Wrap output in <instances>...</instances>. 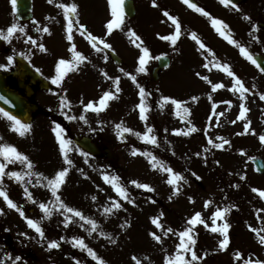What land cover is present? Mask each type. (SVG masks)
Segmentation results:
<instances>
[{
  "label": "rangeland",
  "instance_id": "obj_1",
  "mask_svg": "<svg viewBox=\"0 0 264 264\" xmlns=\"http://www.w3.org/2000/svg\"><path fill=\"white\" fill-rule=\"evenodd\" d=\"M204 1L209 7L210 17L223 21L235 41L243 47H248L245 48L251 55L257 53L264 55V32L256 29L257 22H264V0H246L239 9L242 13L239 16L236 10L222 5L219 0ZM98 10L108 12V0H100V2L85 0V12L91 15L90 18H93V14ZM101 16L103 18L107 13ZM245 16L249 19H244ZM194 18L193 21L192 14L185 15V19L190 21L189 26H192L201 38H204L201 34H205V39L212 46H210L211 52L209 53L207 46L205 50H199L196 42L183 40L180 48L181 62L173 72L177 80L171 93L176 97L165 94L182 102V106L189 109L184 119L175 114V106L171 104V100L164 108H160L158 102L163 96H147L145 101L149 108L146 113L148 118L141 121L136 107L139 103V92L130 93V96L124 94L120 96L123 97L122 100L118 97L117 100L112 99L113 102L108 101L107 107L100 112L92 110L85 112L84 105L89 101H98L103 91H99L96 83L90 85L86 82L90 77L88 74L84 75V96H82L83 101L80 102V115L87 121L95 122L92 126L95 125L97 130L89 134L90 136L103 139L107 137L108 132L117 133L116 124L129 127L133 132L141 134L151 127L153 129L151 134L157 137L155 145L142 141L133 133H123L126 142L123 146L125 152L117 148L112 153L113 158L104 162L92 161L70 145L71 150L67 152V156L72 163L69 165L65 163L60 153L59 143L55 133H52L53 128L50 127L52 125L48 127L44 118L37 117L33 125L35 128L38 125H45L44 129H39L32 136L27 134L30 132L21 136L12 130V122L0 113V145L16 147L32 161L31 171L42 174L40 184L36 183L37 176H30L34 181L38 202H34L32 213L35 220L40 222L44 236L49 240L59 241L61 247L46 248L37 256L36 250L39 245L35 240L39 234L35 232L29 242L32 258H28L29 252H25V263L18 260V264H65L66 257L72 259L69 264L72 262L77 264V261L79 264H97V261L88 254H86L88 257L84 256L81 248L73 247L74 237L90 240L88 246L104 261V264H136L133 257L139 260L140 264H165L166 256L175 259L179 237L174 233L180 230L179 227L176 228L177 225L169 221L168 216L175 215L180 217L179 220L185 221L181 226L184 229L187 226L186 221L195 212L201 213L204 224L198 223L193 226L192 236L195 244L191 247L197 256L202 258L192 261V264H243L245 259L264 261V245L259 244L256 234L251 231L252 228L264 229V198L251 191L252 188L264 190V179L254 176L248 158V160L239 158L241 156L264 158V143L259 139L264 135V100L260 99V95L264 94V76L244 56L236 54L238 48L235 45L228 43L222 36L216 37L218 32L212 26L209 17L196 15ZM253 25H255V33L258 34L255 39ZM131 39L129 35L121 32L114 40L132 45V51L135 53L137 48ZM86 51H90L89 48ZM216 54H218L217 58ZM213 59L221 64H228L248 89L243 99L248 111L243 119H236L239 115L241 98L238 92L231 90L233 79L222 69L215 68L211 63ZM204 63H209V69L203 67ZM198 72L201 74L200 77L196 75ZM203 76H207L211 83H221L223 87L213 91L211 84L201 78ZM136 81L139 83V80ZM140 85L143 87L142 83ZM193 96L198 99L192 101ZM213 104L216 105L215 109L212 108ZM215 113L220 114L219 120L216 119ZM69 123L72 125L71 132L78 134L84 129L80 124L78 127L76 123ZM246 123L249 126L247 132L244 128ZM190 127H195L196 131L189 135H177L173 131L174 129L187 131ZM65 133L66 131L62 133L64 139ZM172 136H176L177 139L169 146L168 140ZM217 137H222L229 143L222 149H216L208 144L209 139L213 144L222 143ZM30 138H34L35 142L30 144ZM130 147L137 149L138 154L131 155ZM188 150L190 153L185 157L183 153H188ZM144 152L151 153L183 177L177 182L176 195H173V186L167 183L168 174L153 169L149 157L139 154ZM8 165L12 171H28L19 162ZM64 167L69 170L57 194L67 206L81 211L86 217L96 221L98 227L91 236L88 235L90 226L85 224V227L81 228L80 224L85 222L79 221L78 217H73L74 222H70L68 227L64 226L62 209H57L50 188L45 186L47 181L43 177L53 178L55 172ZM92 167L95 168V172ZM105 175L118 177L117 183L127 189L128 197L132 202L119 197L111 184L103 179ZM241 176L244 179H241ZM132 180L147 183L153 190L137 188L130 183ZM6 184L7 179H1L0 186ZM14 189L15 187L10 185V191L13 192ZM93 196L96 197L95 200L92 199ZM205 201L210 202L207 207ZM41 202L52 208L50 217L43 218L38 206ZM113 202L120 203L121 207L105 213L104 208L110 207ZM218 208L229 209L224 218L230 224L229 245L224 250L219 248V240L222 239L220 233L211 231L212 213ZM0 209L7 211L1 213L4 223L0 218V226L14 233L13 224L17 222V218L13 215L16 209L9 208L7 204L5 208L0 206ZM160 213L164 215L160 219L162 228L158 229L152 224L151 218L159 216ZM223 222L224 220L218 219L217 226H221ZM167 228H172L173 232L165 236L163 233ZM100 232L107 235L102 236ZM152 232L161 236L159 242L150 235ZM261 235H264V231ZM12 237L14 243L17 242V235L12 234ZM7 238L8 235L4 234L0 239V252L5 253L4 262L9 258L6 255L9 249ZM113 240L115 243L111 242ZM22 243L21 241V245ZM236 252L242 254L239 261L234 259ZM182 254L185 260L191 261L190 252ZM14 256L17 257L16 253ZM5 263L12 264V260Z\"/></svg>",
  "mask_w": 264,
  "mask_h": 264
},
{
  "label": "snow or ice",
  "instance_id": "obj_2",
  "mask_svg": "<svg viewBox=\"0 0 264 264\" xmlns=\"http://www.w3.org/2000/svg\"><path fill=\"white\" fill-rule=\"evenodd\" d=\"M183 2L190 9H194L196 12L201 13L202 15H204L206 17H209L211 19L212 26L215 28V30L225 40H227L228 43L233 44L236 47H238L242 56H244L247 60H249L252 64H254L257 68H259L262 72H264V67H262L256 61V59H254V57L249 53V51L245 47L241 46L237 41L232 39L230 32L227 31L228 26L226 24H224L223 21H221L219 19L211 18L210 14L207 11H205L202 7H198L197 4L190 2V0H183ZM219 2L225 6L231 5L234 8L236 7V5L232 2V0H219ZM11 3L13 6V9H15L16 0H11ZM48 3L49 4L53 3V0H48ZM108 3H109V6L111 7L112 18L107 21L105 27L107 29V33L111 34L113 29H117V28L121 27L122 18L124 15L123 7H122L123 0H108ZM155 5H156V0H153V6H155ZM57 7L63 9L64 18L67 21L66 39L69 42H71L73 40L74 21L70 17L75 16V14L77 13V5L75 3H72V4L59 3V4H57ZM163 15L165 17H167V19L169 21H171V23L175 26V31L171 35H163V36H160L159 38L161 40H164V41H170L173 45H175L177 42V39L181 35V24L178 22V20L175 16L170 15L167 11H164ZM244 19L247 20V19H249V17L245 16ZM75 24L77 25V30L79 31L80 35L82 37H84V39L87 40L89 42V44H91L93 49H96L97 51L100 50L97 47V42L102 44L103 48L107 49V48L111 47L110 44L105 43L102 39L93 35L87 29V27L85 25L80 24L78 21H76ZM253 29H255V25H253ZM39 30H42L44 33L49 32V28L47 26H44L42 29H39ZM17 32L23 34V33H25V28L23 26L18 25L17 23H12L7 28L6 33L3 30H0V40L6 41V42H11L14 34ZM128 35L132 38L131 42L134 44V46L137 49H139V52H140V55L138 57L139 67L136 69V71L142 73L145 71V65L147 64L148 60L151 59L152 57H150L149 49L147 47L143 46V40L139 35H137L132 29L128 30ZM190 35H191V39L193 41H195L196 44L199 46V50H205L206 49L205 43L201 42V40L197 37L196 33L193 32ZM254 39H255V37H254ZM27 41H30L33 45L37 44V41L34 40L31 36H27ZM38 47H39L40 51H42V52L47 51L45 45L42 43L39 44ZM208 51H209V53L211 52L210 49ZM69 52L72 54V60L71 61L63 59V58L59 59L57 61V64H56V73L57 74L55 77L52 78L53 84H60L68 72L77 70L78 65H80L81 63H83L87 59L86 56H84L81 52L76 50L75 44L71 45V47L69 48ZM105 59H107V57H105ZM155 59H161V57L157 56V57H155ZM8 60H9V62H11L12 57L11 56L8 57ZM211 63L215 68L222 69L229 77H232L233 86H232L231 90L234 92H238L240 94V98H241L239 115L236 117V119L237 120L243 119L245 117V113L248 111V109L246 108V106L243 103L245 93L248 92V89L244 86L243 82L234 74V72L230 69L228 64H221L219 61H216L215 59H213V61ZM0 67H2V65H0ZM203 67L205 69H209V63H204ZM121 71L124 72L123 69H121ZM101 72H103L102 69H101ZM104 75L106 78H108L107 73H104ZM124 75L128 76L132 80V82L136 84V87L139 90V93H138L139 103L136 105V107L139 110V119L141 121H145L148 118L146 113L149 111V108H148V105L146 104L145 98L148 95H150V93L146 92V90L143 87H141L138 83H136L137 78L135 75H132L128 72H124ZM196 75L198 77L201 76V74L199 72L196 73ZM201 78L204 79L205 81H208L211 84V88L213 91L223 87V85L221 83H211V81H209V78L207 76H203ZM113 86L115 87L116 92L120 91L119 78L118 77L115 80H113ZM209 98L211 99V97H209ZM0 99H4V98L0 97ZM112 99H115L114 93L111 91H104L103 94L99 97L98 101H96V102L89 101L86 105H84V111L87 112L88 110H92L95 112H100L107 107V102L109 100H112ZM197 99L198 98L195 96L192 97L193 101H195ZM260 99L264 100V94L260 95ZM169 100H171V104L175 106V110H176L175 114L177 116H180L181 119H184L188 115L189 109L187 107H183L182 102H180L176 99L170 98L168 96H163V97H161L160 101L158 102L159 107L164 108L165 104ZM60 103H61L62 108L69 106L68 102L66 101L65 98H61ZM212 108L215 109L216 105L213 104ZM0 113H2L4 117H6L9 121L12 122V130L19 133L21 136L25 135V133L29 131L30 126L26 123H22L19 119H17L16 116H13V115L9 114L8 112H4L3 110H0ZM215 116H216V119L219 120L220 114L215 113ZM66 118L69 120L75 119V117L70 116V115L67 116ZM80 119L85 120L84 116H81ZM232 122L235 123V121H232ZM85 123H87L86 120H85ZM115 127L117 129L118 138L123 139V135H122L123 133H133L139 139H141L142 141H144L146 143L155 145L157 142V137L155 135L151 134L153 132V129L151 127H148L143 134H141L140 132H133V130L131 128L122 127L121 124H116ZM244 128H245V131L247 132L249 129V126L247 123L244 125ZM52 131H53V133H55L56 139L59 143L60 153L63 156L65 163L70 165L72 163V161L68 158L67 152L71 150L70 149L71 141L62 138L63 129L60 127L59 124H57L55 127H53ZM173 131L177 135H180V134L189 135L191 132L196 131V128L190 127L187 131H182L180 129H174ZM217 139L222 140V143H214L213 144V141L211 139H209L208 144L213 145V147L216 149H222L226 144L229 143L227 140H224L222 137H217ZM259 139L262 143H264V135H261L259 137ZM205 151H207V149H205ZM137 154H138V150L133 148L131 151V155L135 156ZM139 154H142V155L149 157V163L153 169H159L160 171L168 174L169 178L167 179V183L169 185L173 186V195H176V193L178 191L177 182L183 179V177L180 175V173L174 172L171 167H168L165 164H163L155 156H152L151 153L144 152V153H139ZM81 155L86 156L87 153H81ZM0 158H2V159H0V179H2L4 176H8L9 178L14 179L17 182H23L25 180L26 176L35 175V176H37L36 183L37 184L41 183L40 177L42 174L33 173L31 171V169L33 168L32 161L28 158V156H26L23 153H21L20 151H18L16 147H14L12 145H0ZM249 159H254V158L249 157ZM16 162L23 164V166L26 169H28V171L23 172V173L19 172V171H7L6 172L5 169L8 166V164H12V163H16ZM68 170L69 169L67 167H64L61 170L56 171L53 178L43 177V179L47 181L45 186L50 188L51 195L54 198V204H55V206H57V209L58 210L62 209L61 215L64 217V219H63L64 226L68 227L70 222H74L73 217H78L79 221L85 222V223L80 224L81 228H84L85 224L90 226V228L88 229V235L91 236L93 234V232H95L97 230L98 226H97L96 221L91 219V218L86 217L84 214H82L81 211L76 210L70 206H67L61 200L60 196L57 194L58 190L60 189V187L64 183V179L66 177ZM103 179L105 180V182L111 184L114 191L119 195V197H121L123 199H128L129 202H132L128 197L127 189L125 187H123L122 185H120L119 183H117V181L119 179L118 177H109V176L105 175L103 177ZM241 179H244V177L241 176ZM28 183H31V181L29 180ZM130 183L132 185H135L137 188H140V189H147L149 191L153 190L150 187V185H148L147 183H139L136 180H132V181H130ZM234 187H239V185H234ZM251 191L253 193H258L261 198H264V190L252 188ZM24 194L28 200L33 201V196L31 194V192H29L26 187L24 188ZM0 197H3L4 201L6 202V204L9 208L16 209L20 213V215L22 217H24V212L21 211L19 206L17 204H15L12 199L9 198V195L6 193V191L2 187H0ZM92 199L95 200L96 197L93 196ZM170 199H171V197H170ZM189 199L191 200V197H189ZM33 202H35V201H33ZM209 203H210L209 201H205V207H207ZM38 206H39V209L41 210V212L43 213V218H48L52 215V208H50L48 206V204L41 202V203H39ZM120 207H121L120 203L113 202L110 207L104 208V212L110 213L113 209H119ZM233 207H235V206H233ZM228 211H229L228 208H223V209L218 208L216 211H214L212 213L211 231L213 233H220V235L222 236V239L219 240V248L221 250H224L229 245L228 232H229L230 224L224 219L225 215ZM163 215H164L163 213H160L159 216L151 218L152 224L155 225V227L158 229L162 228V225L160 223V219H161V217H163ZM24 218L26 219V223H27L28 227L31 229H34L35 232L37 234H39L41 239H43L45 234H44V231L40 225V222L35 220V219H31V218H27V217H24ZM218 219L224 220V222L222 223L221 226H217V220ZM198 223L204 224V221L201 219V213L195 212L186 221L187 226L183 230L174 233L175 235H177L179 237V243L176 245L177 253H176L175 259H171L168 256H166L165 257V264H192V261H196V260L202 258V257L197 256V254L192 250V247H191V245L195 244V240L193 239V236L191 235V233L193 231V226H195ZM205 227H207L206 224H205ZM251 231H253L256 234V237L258 239L259 244L264 245V235H261V232L264 231V229L252 228ZM172 232H173L172 228H167L164 230L163 234L165 236H167L169 233H172ZM100 235L103 236V235H107V234L104 232H100ZM150 235L157 242H159L161 240V236L157 235L155 232L150 233ZM61 239H63V237H61ZM111 242L115 243L114 240ZM59 246L60 245L57 243L56 240H50L47 244V247L49 249L58 248ZM73 247H79L81 249L86 250L87 254L93 260L97 261V264H104V261L100 257L97 256L96 252L91 247H89L84 242V240L82 238L74 237L73 238ZM183 252H190L191 253V261L184 259V256L182 254ZM241 256H242V254L240 252H236L234 255V259L239 261L241 259ZM133 259L136 260V264H140V261L137 260L135 257H133ZM18 260H20L19 256H17L15 258V260L12 261V264H15V262ZM77 264H79V261H77ZM243 264H264V261L245 259L243 261Z\"/></svg>",
  "mask_w": 264,
  "mask_h": 264
},
{
  "label": "flooded vegetation",
  "instance_id": "obj_3",
  "mask_svg": "<svg viewBox=\"0 0 264 264\" xmlns=\"http://www.w3.org/2000/svg\"><path fill=\"white\" fill-rule=\"evenodd\" d=\"M29 1L30 10L22 16L13 12L11 0H0V30L6 33L7 28L12 23H17L25 28V33H15L11 42L1 40L0 65L2 67H0V71L4 73L15 71L21 77V69L16 65V61L20 60L32 72H36L42 79L50 83L48 90H38L35 93V98L41 104L40 106L47 108L51 112L49 114L48 111H41L42 113H39L41 118L45 117L52 121L60 118L61 123L66 124L69 122L76 123L75 119L78 122L80 97L83 92L85 74H88L90 78L96 79L101 84L100 87H104L103 89L108 91H116L113 86V80L118 77L119 93L121 94H129L132 91V80L125 76L124 72L135 75L137 80L142 81L141 83L145 90L158 94L172 92L173 85L177 80L173 72L177 64L181 62L182 57L180 54L175 55L174 49L168 48L170 46L165 48L163 40L159 37L163 36L168 28L164 24L167 18L163 15L164 11L177 18L184 32H186L185 29L188 30L187 27H184L187 25V20L184 17L187 12L194 9H190L183 0H156L155 6H153V0H135L134 19L128 20L123 16L121 27L113 29L111 34L107 33L105 27L107 21L112 18L109 3L108 12H99L98 10L93 14V18H90L91 15L85 12V0H53L51 4L48 3V0ZM190 2L197 4L198 7H202L205 11L209 10L204 0H190ZM59 3H75L77 5V13L75 16L70 17L74 21L73 40L71 42L66 39L67 21L64 18L63 9L57 7ZM106 13L107 16L102 18L101 15ZM76 21L85 25L93 35L110 44L111 47L103 48V45L97 42V47L100 50L93 49L91 44L80 35L75 24ZM44 26L49 28L48 33L39 30ZM129 29H132L142 38L143 46L149 49L150 57H152L148 60L145 65V71L142 73L136 71L139 67V49L133 53L132 45L114 40L121 32L128 35ZM27 36H31L37 41V44L33 45L30 41H27ZM41 43L45 45L47 51H40L38 45ZM72 44H75L76 50L86 56L87 59L78 65L77 70L68 72L60 84H53L52 78L57 74V61L62 58L69 61L72 60V54L69 52ZM87 48L90 51H86ZM112 53L118 58H114ZM164 55L173 56L167 57L168 61L159 66L158 59H155V57ZM10 56L12 57L11 62L8 60ZM101 69L103 72H101ZM104 73H107L108 78L105 77ZM27 80L28 77H26ZM51 92L52 94L48 95L44 100L43 95ZM61 98L66 99L68 107H61ZM69 115L75 117V119H67L66 117ZM91 141L100 150L106 148L101 138L94 137L91 138ZM9 183L10 185L23 188L20 182L14 179L9 178ZM1 186L4 188V185ZM13 191L19 192V189L17 188ZM31 202L23 194V199L15 201V204H18L23 210ZM28 213L31 214V209H29ZM26 217L30 218V216ZM24 221L26 222L25 218ZM9 239L12 240V238Z\"/></svg>",
  "mask_w": 264,
  "mask_h": 264
},
{
  "label": "water",
  "instance_id": "obj_4",
  "mask_svg": "<svg viewBox=\"0 0 264 264\" xmlns=\"http://www.w3.org/2000/svg\"><path fill=\"white\" fill-rule=\"evenodd\" d=\"M242 0H232L234 4L240 3ZM24 7V4H23ZM123 11L128 17H132L133 13L131 12L132 7L129 3L123 4ZM260 28L264 29V24L260 23L258 25ZM254 59L264 67V57L263 56H255ZM264 73V72H263ZM34 79H38L36 75H33ZM22 88H24L22 86ZM25 89V88H24ZM33 91H25L24 94H19L18 90L13 89L8 86V82L6 78L0 75V97L4 99H0V108L9 114L16 116L17 119L28 122L30 121L32 115L36 112L34 104L32 103ZM75 143L83 148L85 151L92 155H96L98 151L94 148V146L89 142L88 139L77 140L75 139ZM254 165V169L258 174L264 175V161L259 159L252 160Z\"/></svg>",
  "mask_w": 264,
  "mask_h": 264
},
{
  "label": "trees",
  "instance_id": "obj_5",
  "mask_svg": "<svg viewBox=\"0 0 264 264\" xmlns=\"http://www.w3.org/2000/svg\"><path fill=\"white\" fill-rule=\"evenodd\" d=\"M90 240L87 239V242L89 243ZM97 247V246H96Z\"/></svg>",
  "mask_w": 264,
  "mask_h": 264
}]
</instances>
